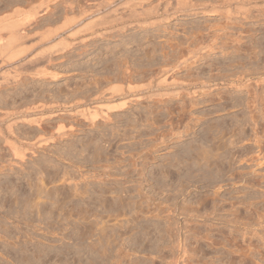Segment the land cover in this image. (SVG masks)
<instances>
[{
	"label": "rangeland",
	"instance_id": "obj_1",
	"mask_svg": "<svg viewBox=\"0 0 264 264\" xmlns=\"http://www.w3.org/2000/svg\"><path fill=\"white\" fill-rule=\"evenodd\" d=\"M10 1L13 0H0V10L4 9L5 4ZM14 1L18 5L15 6L14 4V7L12 5V8L8 10L0 11V19L13 13L14 8H18L21 9L22 13L20 12L21 14L13 19L16 21L26 17L29 19V23H25L26 25L22 27L26 36H28L16 43L17 47L14 45L15 48L21 47L25 52L11 61H8V52L0 53L2 54L0 55V264H181L185 256L186 259H189L188 262H191L190 264H243L241 256L250 255L252 258L251 264H264V157H260L258 160L256 158L257 148L253 146V141L257 139L260 142L262 139L264 141V132L255 122L253 125L249 119L251 116L250 110L253 107L248 109L245 106H238L231 109L232 106L228 100L229 95L233 94V97L238 95L237 97L240 96L239 99L244 100V102L246 99V103H249L252 100V96L249 97V93H251L248 92L249 88L238 91V89L223 82L226 79L231 80L233 75L236 74L238 68L228 67L231 62L241 60L246 67L248 66L247 51L250 52L252 48L259 64L256 62V67L252 66L251 69L262 70L261 66L264 65V57L262 56L264 53L261 54L264 51V0H257L259 3L256 5L245 6L244 9H250V14L244 20L239 16L227 20L223 16L224 11L222 8H219V13L222 12L219 16H207L197 12L200 10L178 14L168 24L155 22L157 24L154 27L147 29L148 37L146 38L143 37L142 31L136 27L127 29L124 31V36H122L116 32L121 28L120 24L101 28L94 26L95 28L91 27V29L94 28L92 31H87L73 38L63 35L67 44L70 45L66 49L58 46L60 39L58 35L43 40L46 38L45 31L47 30L46 33H48L61 27V25L63 26V22H66L65 19H73V16L79 18L82 11H95L101 2L104 4L105 0ZM123 1L111 0L110 5H106L104 9L100 6V9L98 8L95 11L96 13L90 15V18L82 19V22L88 23L90 19L93 21L97 17L108 19L112 17L113 14L111 15L110 12L114 9H120L119 13L121 14ZM150 1L155 2V0ZM173 1L175 0H168L170 3ZM190 1L194 4L213 2V0ZM37 11L38 14H36ZM32 12L36 16L31 15ZM93 17L94 19H92ZM48 20H53V23ZM224 24L227 26V30L222 28V26H225ZM79 26L73 25L67 31L74 32L73 30H77ZM210 26L213 27L209 28ZM249 27L255 29L254 33L252 32L255 34L253 40L249 37L252 33H246L250 29ZM199 28H203V38L202 35H199L200 32L198 33ZM42 33L44 37H42ZM211 34L219 36L216 41L217 46L213 52L208 53L196 64L191 65L188 73L181 71L174 76L178 80L186 81L183 80V77L187 75L186 79L191 78L194 80L197 78L198 83L205 82L208 79L206 81L208 82L207 88H203L210 96L202 97L199 94L191 99L183 95V99L160 104L158 110L152 102L143 103L142 105L136 104L130 107L128 112L117 114L120 116L125 115V119L119 120V122H123L117 123V125H109L108 130L105 128L102 133L96 131V129L87 128L84 131H76L72 137H57L54 143L48 142V146L35 147L39 143L38 141L41 139L47 140L52 133L51 136L56 137L55 130L60 125L64 126V133L69 134L66 130L69 127L67 124L73 118L75 119V111L94 106L92 103H88L86 106L85 104L82 105L79 94L87 92L86 89L90 87L94 89V78L95 80L100 78L108 64L111 66V63L115 64L116 61H121L126 56V51L127 55L130 52L132 53L131 56L137 54L134 52L136 50V42L134 41L140 40L141 44L143 43L142 48L147 56L148 54L153 56L152 46H157L158 51L154 56L159 59L161 55L159 50L167 48L163 50L166 52L170 44H179V42L181 44L187 41H189L187 43H190L191 40V42H200L202 39L204 41L205 37L206 40L207 38L209 40V36H213ZM150 35L151 37H149ZM155 35H158V37H155ZM192 36L195 38L193 39ZM7 37L8 33L0 30V45L7 42ZM167 41L168 43H166ZM34 43L35 45H33ZM236 45L240 51L234 54L232 52H234L233 49L236 48ZM218 46H220V50H218ZM166 53H170V51L168 50ZM5 57L7 60H4ZM151 57L149 59L153 60ZM157 58L156 60H158ZM28 59L36 60L37 63L31 64ZM161 59L160 61H165L166 58L161 56ZM128 66L131 67L132 72L139 67L135 66L134 69L131 62L126 65V68L129 69ZM41 67L46 69L47 73H39ZM241 70L242 68H239L237 72ZM35 73L38 75L36 76ZM231 74L232 76H230ZM51 75H55V79L51 78ZM210 79L212 80L209 82ZM256 80L258 79L254 77L251 82ZM91 82L93 83L92 86ZM252 89L253 92L255 91V93L252 92V95L263 96L261 87L256 89L253 87ZM219 97L222 100H219ZM202 98H210L212 101L201 104L199 101L201 102ZM223 99H227V101ZM185 100L199 103L193 108H187L188 111H191L190 115L192 114L193 121L197 117L199 118V120L193 122L194 126L189 125L195 133L201 134V129L205 126L217 125L221 121L229 124L233 118L239 120L238 124H245V126L242 125L245 127H243L244 134L241 135L242 137L240 136L242 139L239 137L241 142H239L238 136L231 139L235 140L237 138L236 142L240 143L235 145L237 147L233 146V150L231 149V152H235L232 158L234 162L236 161L235 165L241 164L244 166L243 169L246 168L244 174L238 177L239 179L234 174L233 177L230 172L225 174L226 181L222 182H216L213 179H202L201 181L200 177L197 176L191 179L192 184L186 186L188 183L185 181L187 180L185 177L186 171L178 161L179 156L184 153L182 149L194 147L199 138L196 140L194 135L184 137L183 127L189 123V119L185 118L181 124L178 120V114ZM259 102V100H256L254 106H258ZM220 103H224L226 109L230 110L228 112L225 110L216 112L221 105ZM35 105L36 108L44 105H47V107L44 106L46 108L42 112H33L31 109ZM27 108H31L30 111ZM154 110L157 121L150 120V116L151 118L154 117L151 114ZM147 112L151 115H148ZM205 113L209 115L204 116ZM49 115H54V117L43 119L39 126L41 128L26 125L22 121V119H37ZM129 116L130 118L135 116L139 118L140 116L139 120L137 119L139 122L136 121V124L129 123ZM150 121L154 122L153 124L157 128ZM157 124L160 125L159 128ZM8 126L10 127L9 130ZM134 126L141 133L135 134L131 129ZM113 129L116 131L112 132ZM157 133L160 134L157 135ZM111 134H115L116 139H113ZM102 135L103 138H101ZM126 135L128 139H125ZM153 135H155L154 139L151 138ZM179 137L180 139H177ZM95 138L98 139L96 145H99L101 149H99L100 152L98 151V156L94 157L92 155L93 148L90 149L92 154L90 152L83 154L80 146L89 143L91 145L95 144L97 142ZM7 142L14 143L22 151L25 150L23 152L26 155L24 161L20 162L13 156ZM156 143H160V145L158 146ZM153 145L158 148L156 147L155 150ZM240 145L243 149L244 147H250L254 153L251 152L248 157L255 156L256 159L247 163L241 162L240 160H244L242 159L244 155H240L242 154ZM78 152L81 153L80 156ZM87 156H90L89 159H91L89 160ZM147 156L150 159H144ZM82 159L84 160L82 161ZM127 169L128 171H126ZM183 174L184 176H182ZM230 176L232 177L229 178ZM242 177L247 180H242ZM181 182L185 184L183 185ZM41 188L49 194L50 198L47 197L49 202H45L44 197L34 199L35 191ZM83 190L87 191L88 194L86 195L87 192H85V195L80 196ZM31 194L34 196L31 197ZM31 198L36 203L39 201L42 206H38L42 209H28L30 208V202L27 203ZM145 201H147V204L149 203V211L146 209ZM35 202L31 201V204L35 205ZM132 204L135 205L132 206ZM157 204L161 207L158 206V208ZM125 205H129V209ZM122 206L125 207L124 210ZM139 208L142 209L143 213ZM156 208L159 210L162 208L163 210L158 212ZM120 209L122 210L120 211ZM33 210H37V213ZM100 215L103 217L101 218ZM126 219L128 224H125ZM101 223H103V227L107 225V227H104L106 233L101 232L102 234H100V231H97L100 230ZM124 224L127 225V229H124L125 226L122 227ZM96 225L100 226L97 227ZM112 226L115 229V234L114 231L110 233L111 229L113 230ZM99 234L103 236L97 239ZM110 234H112L111 237ZM162 237L163 239H161ZM99 239H101L102 244L99 243ZM97 240L98 246L95 244ZM173 244L178 249L169 247L174 246ZM178 250H180V253L177 252ZM231 251L235 254L240 251L242 255L236 254L235 256L234 254L236 257L234 259L235 257L230 254ZM182 255L184 257L181 260Z\"/></svg>",
	"mask_w": 264,
	"mask_h": 264
},
{
	"label": "bare ground",
	"instance_id": "obj_2",
	"mask_svg": "<svg viewBox=\"0 0 264 264\" xmlns=\"http://www.w3.org/2000/svg\"><path fill=\"white\" fill-rule=\"evenodd\" d=\"M14 1V0H13ZM10 1L8 3L5 4L4 6V9L0 10L1 12L3 10H8L9 8H12V5L14 7V4L15 6L16 3L15 1ZM18 1V0H16ZM95 1V0H93ZM123 1V0H122ZM202 1V0H201ZM199 1V2H201ZM205 1V0H204ZM19 2V1H18ZM79 2V1H78ZM154 2V1H153ZM152 1L150 0H126V1H123V3L120 5L121 7H123L121 9V14L119 13V10L118 9H114V10H111L110 14L112 15V17H109L108 19L107 18H99L97 17V19H94V17L92 19H94L93 21L90 19L88 23H83L82 22V19L86 18V17H89L90 15H93V13L95 11H97V9L101 6L103 9L105 8L106 5H110L112 2L111 0H105V2H103L104 4H102V2L100 3V6L97 7V9L93 12H89L87 10L85 11H80V16L79 18H75L73 16V19H65L66 22H63V26L61 25V27H58V28H55L56 30H53V31H50L48 33L47 30L45 31V37L43 40H48L50 37H52L53 35H58V37L60 38L59 39V44L58 46L66 49L67 47H69L70 45L67 44L66 42V39L63 37V35H66L68 38H73L75 36H78V35H81L87 31H92L96 26L97 27H103V26H110V25H121V28L116 31L119 33V35H122L124 36V31H126L127 29H133L134 27L138 28L139 30L142 31L143 33V37L146 38L148 37L147 35V29L150 28V27H154L158 22H163V24H168L170 23V21H172L174 18H176V16L178 14H184V13H192V12H196L197 10H200V11H197V12H201L202 14H205L207 16H219V14H222L219 13V8H222L224 13H223V16L224 18H226L227 20L232 17H236V16H239V18H242V20H244V18H248L247 16L250 14V9L246 10L244 9L245 6H252L253 4L256 5L257 3H259L257 0H213V2H202L200 4H194L193 2H191L190 0H175L173 1L172 3L168 2V0H155V2L153 3ZM80 3V2H79ZM98 3V2H96ZM120 3V2H119ZM66 4V3H65ZM78 4V3H77ZM90 4V3H89ZM95 4V3H94ZM80 5V4H79ZM85 5V4H84ZM96 5V4H95ZM81 6V5H80ZM259 6V5H258ZM45 7V6H44ZM68 7H70L68 5ZM96 7V6H95ZM46 8V7H45ZM71 8V7H70ZM73 8V7H72ZM94 8V7H93ZM108 8V7H107ZM120 8V7H119ZM257 8V7H256ZM15 10H13V13L11 14H7L5 15L3 18L0 19V30L3 32V31H6V33H8V39H7V42L3 43L4 45H0V53L1 52H8L9 55L8 56V61H11L12 59L15 60V58L17 59L18 56L20 57L24 52L25 50H23L21 47L20 48H15L17 47L15 44L16 43H19L20 40H23L25 39L27 36H26V33L22 30V27H24L26 24L25 23H29V19L24 17L22 18L21 20H14L13 18L15 16H18L19 14H21V9H18V8H14ZM48 9V8H47ZM45 9V10H47ZM66 9V8H65ZM68 9V8H67ZM80 9V8H78ZM83 9V8H82ZM90 9V8H89ZM88 9V10H89ZM100 9V8H99ZM109 9V8H108ZM73 10V9H72ZM48 11V10H47ZM46 11V12H47ZM79 11V10H78ZM259 11V10H258ZM6 12V11H5ZM12 12V11H11ZM21 12V13H20ZM35 12V11H34ZM34 12H32L33 14L31 15H35ZM49 13V12H48ZM96 13V12H95ZM100 13V12H99ZM38 14V11L37 13ZM55 14V13H54ZM108 14V13H106ZM30 15V13H29ZM30 15V16H31ZM98 15V14H97ZM32 16V17H33ZM36 16V15H35ZM49 16H50V13H49ZM53 16V14H52ZM62 16V14H61ZM103 16V15H102ZM109 16V15H108ZM252 16V15H250ZM51 17V16H50ZM59 17V16H58ZM57 17V18H58ZM67 17V16H66ZM78 17V16H76ZM106 17V16H105ZM31 18V17H30ZM56 18V17H55ZM60 18V17H59ZM90 18V17H89ZM99 18V19H98ZM238 18V17H237ZM49 19V18H48ZM52 19V17H51ZM235 19V18H234ZM86 20V19H85ZM24 21H27V22H24ZM49 21V20H48ZM56 20L54 19V22ZM41 22V21H40ZM46 22V21H45ZM51 23H53V20L49 21ZM157 22V23H155ZM232 22V21H231ZM82 23V24H81ZM228 24V23H227ZM49 25V24H48ZM73 25H80L79 27H77V30H73L74 32H69L67 31L71 26ZM225 25V24H224ZM208 26V24H207ZM229 26V24H228ZM91 27H94L91 29ZM204 27V26H203ZM213 27V26H212ZM211 26L209 28H212ZM221 27V26H220ZM209 28L206 27V29L208 30ZM222 28L226 29L227 26H222ZM250 28V27H249ZM73 29V28H72ZM116 29V27H115ZM200 29V28H199ZM222 29V30H224ZM114 30V29H113ZM198 30V29H197ZM227 30V29H226ZM203 31V28L200 29L198 31L199 35L201 36L202 35V38L204 37V34L202 33ZM205 31V30H204ZM210 31V30H208ZM241 31V30H240ZM255 29L254 28H250L249 30L246 31V33H254ZM263 31V30H262ZM104 32V31H103ZM108 32V31H107ZM193 32V31H192ZM195 32V31H194ZM227 32V31H226ZM235 32V31H234ZM243 32V31H242ZM212 33V32H211ZM247 33V34H248ZM251 34L249 35V37L251 38V40L254 39V36L255 34ZM256 33V32H255ZM29 34V33H28ZM97 34V33H96ZM103 34V33H102ZM239 34V33H238ZM117 35V34H115ZM140 35V33H139ZM142 35V34H141ZM198 35V36H199ZM206 35V34H205ZM213 35V34H211ZM228 35V34H227ZM237 35V33H236ZM118 36V35H117ZM158 37V35H155V37ZM188 36V35H187ZM207 36V35H206ZM226 36V35H225ZM232 36V35H231ZM248 36V35H247ZM42 37L43 36V33H42ZM141 37V38H143ZM151 37V35L149 36ZM209 40L207 38L206 40V37L203 41L200 40V42H196V41H193L190 43H187V42H182L180 44L178 43H175V44H168L169 47H168V50L170 51V53H166L164 52L163 50L164 49H167V48H162L163 50H159L161 55H160V58L156 60L155 58V54L156 52L158 51L157 49V46L153 45L152 46V53L154 54L153 56L148 54V56L146 55V53L144 52V49L142 48V44L140 42V40L138 41H134L136 42V50L134 52H136L137 54H133L131 56V52L128 53L127 55V51H126V56L123 57V59L120 61H116L115 64L111 63L112 65L109 66L110 64H108V67H106L104 70L105 72L103 73V75L98 78V76H96L98 79L95 80L94 78V85H93V80L92 82L90 83L91 86L93 85L94 86V89H92L91 87L86 89L87 92L85 93H82L81 96L79 94V97H81V104H88V103H92V105L94 104V106L92 108H84V109H81V110H76L75 113H74V116H75V119L73 118L72 121L69 122V124H67L69 127L68 129V132L69 134H66V132L64 133V126L60 125L56 128L55 130V134L57 135L56 137H53L51 136L52 134H50V137L46 140V139H41L40 141H38L39 143H37L35 145V147L37 148H40L41 146L43 145H47L48 142L49 143H54L55 142V138L59 137V138H64L65 136H71L74 135V133L76 131H84L85 129L87 128H90L92 130H95L98 131V132H101L105 130H108L107 127L109 125H117V123H120V122H123V121H120L121 119H125V115L123 114V116H120V115H117L118 113H124V112H128V110L130 109V107H132L133 105H142L143 103H147V102H152L154 107L157 109L160 104H165V103H168V102H173L174 100H179L181 99L182 97L184 98V96L186 97H189V98H194L196 96H198L199 94H201V96L203 97H208V92L206 91V89H204L203 87L207 88V85H208V79L205 81V82H200L198 83V80L196 79H191L189 76V80L188 78L186 79L185 77H187V75H185L183 78V80H186V81H182L180 78V80L176 79L174 76L175 74L181 72V71H186L187 73L190 71V68H191V65H194L197 63V61H199L201 58H203L205 55H207L208 53L210 52H213V50L216 48L217 46V39H219V36L218 35H213V36H209ZM30 38V36H29ZM48 38V39H47ZM153 38V37H152ZM190 38V37H189ZM193 38V36H192ZM195 38V37H194ZM193 38V39H194ZM198 38V37H197ZM196 38V39H197ZM188 39V38H187ZM200 39V38H198ZM197 39V40H198ZM229 39H230V36H229ZM171 40V39H170ZM206 40V41H205ZM236 40V39H235ZM249 40V39H248ZM257 40V39H256ZM83 41V40H82ZM227 41V40H226ZM225 41V42H226ZM41 42V41H40ZM168 43V41L166 42ZM222 44V43H221ZM228 44V43H227ZM15 45V47H14ZM32 45V44H31ZM35 45V43L33 44ZM184 45V47H182ZM224 45V44H223ZM13 46V47H12ZM30 46V45H28ZM128 46V45H127ZM130 46V45H129ZM228 46V45H227ZM235 46V45H234ZM19 47V46H18ZM35 47V46H34ZM219 47V48H218ZM218 50H220V46H218ZM222 47V46H221ZM229 47V46H228ZM232 47V46H231ZM230 47V48H231ZM33 48V47H32ZM252 48V47H251ZM264 48V47H263ZM229 49V48H228ZM49 50V49H48ZM132 50V49H131ZM234 52L232 53H236L238 51H240L239 47H237L236 45V48L233 49ZM256 50V49H255ZM245 51V50H244ZM252 51V52H251ZM224 52V51H223ZM240 53V52H239ZM263 52H261V54H263ZM124 54H125V50H124ZM130 54V56H129ZM151 54V53H150ZM158 54V53H157ZM238 54V53H237ZM246 54V53H245ZM244 54V55H245ZM2 55V54H0ZM239 55V54H238ZM242 55V54H241ZM260 55V54H259ZM10 56V57H9ZM153 58H152V57ZM159 56V55H158ZM161 56L162 58H166L165 61H160L162 60L161 59ZM229 56V55H228ZM247 56H248V59L249 61L248 62V66L246 67V65L243 64V62H241V60H239V62L237 61H234L230 63V65H228V67H233V68H242V70L240 72H237L236 71V74L233 75V78H231V80H227L226 81H223V82H226L227 85L229 84V86H233L234 88L238 89V91H241L242 89H248L249 88V91L248 92H251L249 93L250 94V98L252 96V100L249 102V103H246V99H245V102L244 100L242 101V99H239V97H233L231 94L229 95V98L228 100L230 101L231 103V109L232 108H235V107H238V106H245L247 107L248 109H253L250 110V113H251V116H250V121L253 123V125L256 123V125H258V127H261V129L263 130L264 132V68L262 65V70L259 69V70H252V66L256 67V62H258L259 64V61L258 58L255 56V53L253 51V48L252 50H250V52L247 51ZM258 56V55H257ZM264 57V55H262ZM23 57V56H22ZM122 57V56H121ZM120 57V58H121ZM149 57H151V59L153 60H150ZM27 58V57H26ZM155 59V60H154ZM4 60H7V58L5 57ZM26 60V59H25ZM24 60V61H25ZM30 60L29 63H33L36 62V60L33 61V59H28V61ZM43 60V59H42ZM108 60V59H107ZM255 60V61H254ZM27 61V63H28ZM14 62V61H13ZM16 62V61H15ZM39 62V61H38ZM48 62V61H47ZM112 62V61H111ZM128 62H131V64L133 65V68L135 66H139L138 68H134L135 71L132 72L131 71V67L126 68V65ZM146 62V63H144ZM261 62V61H260ZM6 63V62H5ZM10 63V62H9ZM23 63V62H22ZM28 63V64H29ZM37 63V62H36ZM41 63V62H40ZM109 63V62H108ZM144 63V65H142ZM8 64V63H7ZM21 64V63H20ZM46 64V63H45ZM256 64V65H255ZM30 66V64H29ZM211 66V65H210ZM213 66V65H212ZM34 67V66H33ZM45 67V66H44ZM113 67V68H112ZM260 67V68H261ZM21 68V67H20ZM230 68V69H231ZM22 69V68H21ZM39 69V68H38ZM43 69V70H42ZM215 69V68H214ZM217 69V67H216ZM138 70V71H137ZM37 71V70H35ZM41 71V72H40ZM39 71V73L41 74H44L46 72V69L42 68L41 67V70ZM157 71V72H155ZM235 72V70H233ZM232 71V72H233ZM229 72V71H228ZM231 72V73H232ZM47 73V72H46ZM186 73V74H187ZM40 74V75H41ZM233 74V73H232ZM232 74L230 76H232ZM36 75V73H35ZM38 75V74H37ZM36 75V76H37ZM44 76V75H43ZM195 76V75H194ZM224 76V75H223ZM227 76V75H226ZM55 75H51V78H54L55 79ZM178 77V76H177ZM256 77L258 80L254 81V82H251V80ZM195 78V77H194ZM207 78V77H206ZM225 78V77H224ZM227 78V77H226ZM220 79V78H219ZM212 79L209 80V82L211 81ZM221 80V79H220ZM224 80V79H223ZM213 82V81H212ZM89 84V85H90ZM86 85V84H85ZM88 85V86H89ZM87 86V87H88ZM202 87V89H201ZM253 87L258 88V87H261L262 88V93H263V96L262 95H259L257 96L256 94L252 95V92H253ZM252 89V90H251ZM208 90V89H207ZM237 91V90H235ZM243 91V90H242ZM184 92V93H183ZM255 93V91L253 92ZM184 95V96H183ZM210 96V95H209ZM247 96V97H248ZM262 96V97H261ZM261 97V98H259ZM76 98H78V96H76ZM75 98V99H76ZM182 98V99H183ZM259 98V99H258ZM186 99V98H185ZM190 99V100H191ZM203 99V98H202ZM189 100V101H190ZM219 100H222L221 97H219ZM224 100V99H223ZM256 100H259V105L258 106H254ZM76 101V100H74ZM78 101V100H77ZM189 101H184L183 103V106L179 109V118L178 120L181 122L184 121L185 118H188L189 119V123H187L186 125H184V129H183V133H184V137H188L190 135H194V137L196 138V145L194 147H188L186 149H182L184 150V153L179 156V163L180 165L182 166V168L184 167V170L186 171V173L183 171V173H185V177L187 178L186 181V186L187 185H190L192 184L191 182V179L194 178V177H200L201 181L202 179H206V180H209V179H213L215 180L216 182H222V181H226V179L224 178L225 174L226 173H229L234 177V175L238 177H241L243 174H244V171L245 169L243 165L239 164L238 166L235 165V162L233 161V157L235 155V152H231V149L234 148V147H237L235 145H237V143L241 142L239 137L244 134L245 130H244V126L245 124H238L239 120H236L233 118L232 122H230L229 124L221 121V123L219 122V124L217 125H211V126H205L203 129H201V134H198V133H195L193 131V129L189 126V125H192L194 126V121H196L197 119L199 120V118L197 117V119L194 121L192 120L193 116L190 115V112L191 111H188L187 108L190 107V108H193L195 105H198L199 103L203 104V103H206V102H210L212 101L210 98L209 99H203L201 102L199 101V103L196 101L194 102H189ZM224 101H227V99H225ZM68 102V101H67ZM77 103V102H76ZM79 103V101H78ZM71 104V103H70ZM221 104V103H220ZM24 105V104H23ZM40 105V104H39ZM72 105V104H71ZM77 105V104H76ZM38 106V105H37ZM47 107V105H44ZM39 107V108H36V105L31 109L33 112L34 111H38V112H42L45 110L46 107ZM84 106V107H85ZM154 108V109H155ZM226 105L223 103L221 104L218 109L216 110V112H219V111H229L230 109H226ZM29 109V108H27ZM29 109V111H30ZM50 109V108H48ZM246 109V108H245ZM47 110V109H46ZM158 110V109H157ZM156 110V111H157ZM24 111V110H23ZM31 111V112H32ZM48 111V110H47ZM51 112V111H50ZM209 112V111H208ZM211 112V111H210ZM249 112V111H247ZM7 113V112H6ZM155 113V110L154 112H151L152 116H154L153 118H151L150 116V120H153V121H157V115H154ZM9 114V113H7ZM6 114V115H7ZM55 114V113H54ZM132 114V113H131ZM130 114V115H131ZM139 114V113H138ZM148 114V112H147ZM150 114V113H149ZM148 114V115H149ZM150 114V115H151ZM11 115V114H9ZM8 115V116H9ZM13 115V114H12ZM129 115V114H127ZM141 115V114H140ZM161 115V114H160ZM209 115L208 113H205L204 116H207ZM45 116V115H44ZM54 115H49L48 117H40V118H35V119H32L30 118V120L27 118V119H22V121L24 123H26V125H34L35 127H39L42 120L43 119H46V118H53ZM127 117V116H126ZM136 117V116H135ZM135 117H132L130 118V121H128L129 123H133V124H136V121L139 122V118L136 117V119H134ZM236 118V117H235ZM138 119V120H137ZM19 120V119H18ZM67 120V119H66ZM69 120V119H68ZM71 120V119H70ZM21 121V120H20ZM19 121V122H20ZM159 121V120H158ZM247 121V120H246ZM261 121H263V123H261ZM125 122V120H124ZM146 122H148V120H146ZM151 122V121H150ZM238 122V123H237ZM245 122V121H244ZM255 122V123H254ZM14 123V122H13ZM68 123V122H67ZM152 123V122H151ZM151 123H148L150 125H152ZM158 123V122H157ZM179 123V122H178ZM179 123V124H180ZM182 124V123H181ZM148 126V125H147ZM153 126H155L153 124ZM158 128L160 125H158ZM190 128H189V127ZM50 127V126H49ZM129 127V126H128ZM140 127V126H139ZM156 127V126H155ZM244 127V128H243ZM252 127V125H251ZM41 128V127H39ZM130 128V127H129ZM157 128V127H156ZM10 129V127L8 126V130ZM132 131L136 133H141L139 132V129H137L136 126H134ZM161 131H162V127L160 128ZM260 129V128H259ZM45 130V129H44ZM49 130V129H48ZM253 130V129H252ZM13 131V130H12ZM113 131H116V130H112ZM119 131V130H118ZM131 131V130H130ZM129 131V132H130ZM237 131V132H236ZM44 132V131H43ZM54 132V131H53ZM111 132V131H110ZM151 132V131H150ZM156 132H157V129H156ZM236 132V133H235ZM115 133V132H114ZM152 133V132H151ZM36 134V133H35ZM54 134V135H55ZM77 134V133H76ZM99 134V133H98ZM127 134V133H126ZM131 134V132H130ZM160 133H157V135H159ZM162 134V133H161ZM263 134V133H262ZM101 135V134H100ZM108 135V134H107ZM115 135V134H114ZM113 134H111L112 138L113 139H116ZM133 135V134H132ZM139 135V134H137ZM141 135V134H140ZM163 135V134H162ZM256 135V134H254ZM44 136V135H43ZM47 136V135H46ZM94 136V135H93ZM99 136V135H98ZM123 136V135H122ZM154 136L151 137L154 139ZM235 136H238L237 138L239 139V142H236L238 139L236 138L235 140H231L233 137ZM36 137V136H35ZM40 137V136H39ZM38 137V138H39ZM96 137V135H95ZM120 137V136H118ZM129 137V135H128ZM137 137V136H136ZM242 137V136H241ZM240 137V138H241ZM256 137V136H255ZM254 137V138H255ZM44 138V137H42ZM90 138V137H89ZM103 138V135L102 137ZM111 138V137H110ZM109 138V139H110ZM125 138V137H124ZM123 138V139H124ZM257 138V137H256ZM106 139V138H105ZM104 139V140H105ZM112 139V140H113ZM119 139V138H118ZM125 139H128L127 138V135H126V138ZM131 139V138H130ZM156 139V138H155ZM177 139H180L177 138ZM230 139V140H229ZM242 139V138H241ZM244 139V138H243ZM32 140V139H31ZM36 140V139H35ZM95 141L96 143L91 145L90 143L89 144H82V147L80 146V148H82V151L83 154H85V152H90V149L93 148V156L95 157L96 155L98 156V151L100 149V146L99 145H96L98 143V139L95 138ZM151 140V139H150ZM108 141V140H106ZM118 141V140H117ZM123 141V140H122ZM154 141V140H153ZM156 141V140H155ZM159 141V140H157ZM164 141V140H163ZM253 141V140H252ZM251 141V142H252ZM263 141V139H262ZM260 142V140H256V141H253L254 142V145L253 146H256L257 148V156L256 158L259 160L260 157H264V141L263 142ZM31 142V141H30ZM143 143V142H142ZM150 143V142H149ZM10 150L12 151L13 153V156L15 158H17L20 162L24 161L25 159V156L24 155V151L25 150H21L19 149L14 143H11V142H7ZM30 144V143H28ZM145 144V143H144ZM193 144V143H192ZM240 144V143H239ZM32 145V144H31ZM34 145V144H33ZM80 145V144H79ZM155 145V144H154ZM153 145V148L156 150V147L157 146H154ZM156 145H160V143H156ZM30 146V145H29ZM48 146V145H47ZM142 146V145H141ZM234 146V147H233ZM46 147V146H45ZM103 147V146H102ZM129 147V146H128ZM152 147V146H151ZM240 148L241 145L239 146ZM74 148V147H73ZM158 148V147H157ZM185 148V147H184ZM238 148V149H240ZM42 149V148H41ZM45 148H43L44 150ZM128 149V148H127ZM152 149V148H151ZM247 149V150H245ZM50 150V149H49ZM101 150V149H100ZM104 150H105V147H104ZM147 150V149H146ZM153 150V149H152ZM233 150V149H232ZM254 150V149H253ZM46 151V150H44ZM240 151V150H239ZM9 152V151H8ZM31 152V151H30ZM100 152V151H99ZM104 152V151H103ZM106 152V151H105ZM241 152L242 154L240 155H244V157L242 159L244 160H240L241 162H248V161H253V159H256L255 156L252 157H248L249 155H251L250 153H254L252 151V149L249 147L245 148L244 149L242 148L241 149ZM27 153V152H26ZM79 153V152H78ZM239 153V152H238ZM11 154V153H10ZM70 154V153H68ZM81 153H79V156H80ZM90 154V155H91ZM103 154V153H101ZM106 154V153H104ZM138 154V153H137ZM140 154V153H139ZM151 154V153H150ZM71 155V154H70ZM141 155V154H140ZM144 155V154H142ZM91 156V157H93ZM136 156V155H135ZM139 156V155H138ZM13 157V158H14ZM82 157V156H81ZM90 156H87V158L89 159ZM75 158V157H74ZM83 158V157H82ZM85 158V157H84ZM86 158V160H87ZM141 158V157H139ZM143 158V157H142ZM150 157H144V159H147ZM16 159V160H17ZM91 159V158H90ZM89 159V160H90ZM98 159V158H97ZM101 159V158H100ZM84 159H82L83 161ZM85 160V161H86ZM96 160V159H94ZM141 160V159H140ZM238 160V161H239ZM15 161V160H14ZM18 161V162H19ZM88 161V160H87ZM86 161V162H87ZM97 161V160H96ZM142 161H144L142 159ZM147 161V160H145ZM237 161V162H238ZM71 162V161H70ZM75 162V161H74ZM100 162V161H99ZM241 162H238V163H241ZM133 163V162H132ZM172 163V162H171ZM134 164V163H133ZM136 164V163H135ZM141 164V163H140ZM139 164V165H140ZM245 164V163H244ZM83 165V164H82ZM80 166V165H79ZM138 166V165H137ZM179 166V165H178ZM136 167V166H135ZM246 167V165H245ZM181 168V169H182ZM9 169V168H8ZM180 169V170H181ZM10 170V169H9ZM128 171V169L126 170ZM251 173V171H249ZM254 173V172H252ZM123 174V173H122ZM234 174V175H233ZM184 176V174L182 175ZM232 176H230L229 178H231ZM184 178V177H183ZM239 179V178H238ZM246 179V178H244ZM243 177H242V180H244ZM183 180V179H182ZM241 180V181H242ZM247 180V179H246ZM249 180V179H248ZM211 181V180H210ZM263 181V180H262ZM184 182V181H183ZM181 182V183H183ZM254 182V180H253ZM180 183V182H179ZM212 183V182H211ZM215 183V182H214ZM230 183V182H229ZM260 183V181H259ZM185 183H183L184 185ZM228 184V183H227ZM182 185V184H181ZM182 185V186H183ZM212 185V184H211ZM261 185V184H260ZM181 186V187H182ZM210 186V184H209ZM207 186V187H209ZM215 186V185H213ZM76 187V186H75ZM86 187V186H85ZM180 187V186H179ZM185 187V186H184ZM39 188V187H37ZM46 189V188H45ZM86 190V189H85ZM217 190V189H216ZM228 191V190H227ZM33 192V190H32ZM35 197H38L41 198V197H44L45 202H47L49 200V194L46 193L44 191L43 188L41 189H38L37 191H35ZM75 192V191H74ZM73 192V193H74ZM76 192H79V191H76ZM85 192L87 191H84L81 192L80 196L82 195H85ZM93 192V191H92ZM100 192V191H99ZM72 193V194H73ZM125 193V192H124ZM51 194V193H50ZM76 194V193H74ZM88 194V192L86 193V195ZM123 194V193H122ZM43 195V196H41ZM92 195V194H91ZM90 195V196H91ZM101 195V194H100ZM34 196L33 194H31V197ZM76 196V195H74ZM73 196V197H74ZM79 196V195H78ZM103 196V195H102ZM101 196V197H102ZM120 196V195H119ZM126 196V195H124ZM47 197H49L47 199ZM99 197V196H98ZM115 197V196H114ZM85 198V197H84ZM119 198V197H117ZM125 198V197H124ZM132 198V197H131ZM81 199V197H80ZM116 199V198H115ZM121 199V198H119ZM119 199H116V200H119ZM130 199V198H129ZM16 200V198H15ZM101 200V199H100ZM124 200V199H123ZM27 201V200H26ZM25 201V202H26ZM31 201L32 202H35V200H33V198H31L30 201H28L27 204H29L30 202V208L28 209H31V208H38V209H42V208H39L40 206L38 205H41V203L38 201L37 203L35 202V205L32 203L31 204ZM130 201V200H129ZM18 202V201H17ZM44 202V201H43ZM42 202V203H43ZM49 202V201H48ZM119 202V201H118ZM124 202V201H123ZM126 202V200H125ZM128 202V201H127ZM138 202V201H137ZM136 202V203H137ZM147 201H145V205L147 206V210L149 211V203L147 204L146 203ZM206 202V201H205ZM19 203V202H18ZM115 203V202H114ZM117 203V202H116ZM122 203V202H121ZM135 203V204H136ZM144 203V202H143ZM21 204V203H20ZM48 204V203H46ZM135 204H132V206H134ZM141 205H144L142 203H140ZM139 204V205H140ZM16 205V204H15ZM14 205V206H15ZM44 205V203H43ZM121 205V204H120ZM138 205V206H139ZM13 206V205H12ZM21 206V205H19ZM42 206V205H41ZM101 206V205H100ZM126 206V205H125ZM137 206V205H136ZM159 205L157 204V207ZM215 206V205H214ZM16 207V206H15ZM18 207V206H17ZM24 207V206H22ZM27 207V206H26ZM44 207V206H43ZM115 207V206H113ZM123 207V206H122ZM128 209H129V205L126 206ZM140 207V206H139ZM144 207V206H143ZM161 207V206H159ZM158 207V208H159ZM20 208V207H19ZM102 208H104V206H102ZM108 208V207H107ZM117 208V207H116ZM136 208V207H135ZM142 208V207H141ZM139 208V210L141 209ZM156 208V210L158 209ZM164 208V207H163ZM168 208V207H167ZM173 208V207H172ZM23 209V208H22ZM113 209V208H112ZM123 210L125 209V207L122 208ZM120 209V211L122 210ZM132 209V208H131ZM143 209V208H142ZM142 209H141V212H142ZM171 209V208H170ZM104 210V209H103ZM108 210V209H107ZM116 210V209H115ZM154 210V208H153ZM161 210H163L161 208ZM158 209V212L161 211ZM16 211V210H15ZM19 211V210H18ZM21 211V210H20ZM34 211V210H33ZM37 211V210H36ZM34 211V212H36ZM165 211V210H164ZM33 212V213H34ZM40 212V211H39ZM112 212V211H111ZM122 212H125V211H122ZM140 212V213H141ZM163 212V211H162ZM168 212V211H167ZM17 213V212H16ZM37 213V212H36ZM102 213V212H101ZM100 213V214H101ZM105 213V212H104ZM143 213V212H142ZM18 214V213H17ZM39 214V213H38ZM111 214V213H110ZM109 214V215H110ZM136 214V213H135ZM155 214V213H154ZM169 214V213H168ZM172 214V213H171ZM41 215V214H40ZM137 216V214H136ZM100 217L102 218L103 216L100 215ZM108 217V215H107ZM143 218V217H142ZM145 218V217H144ZM170 218V217H169ZM135 220V219H134ZM147 220V219H146ZM167 220V219H166ZM97 221V220H96ZM137 221V220H136ZM237 222V221H236ZM104 223V222H103ZM101 223V228L100 230H97L98 232L100 231V234H102L101 232H104V227H107V225L104 227L102 226ZM125 223V222H124ZM95 224H97L95 222ZM99 224V223H98ZM105 224V223H104ZM125 224H128L127 223V219H126V223ZM122 225L123 226H125ZM170 224V222H169ZM89 226L91 224H88ZM98 225V226H100ZM121 225V224H120ZM259 225H261L259 223ZM92 226V225H91ZM97 226V225H96ZM95 226V227H96ZM97 226V227H98ZM127 226V225H126ZM125 226L124 229H127ZM94 227V228H95ZM121 227V226H120ZM121 227V229H123ZM113 228V226H112ZM117 228V227H116ZM166 228V227H165ZM97 229V228H95ZM106 229V228H105ZM120 229V228H119ZM108 230V229H107ZM171 230V229H170ZM114 231V234H115V229L113 228V230L111 229V232ZM166 231V229H165ZM91 232V231H90ZM97 232V233H98ZM170 232V231H169ZM106 233V232H104ZM103 233V234H104ZM147 233V232H146ZM90 234V233H89ZM99 234V237L98 238H101V235L100 236ZM113 234V235H114ZM170 234V233H168ZM108 235V234H107ZM112 234H110V237H111ZM89 236V235H88ZM92 236V235H91ZM168 236V235H167ZM90 238V237H89ZM103 238V237H102ZM170 238V237H169ZM237 238V237H236ZM108 239V238H107ZM111 239V238H109ZM163 239V237L161 238ZM101 239H99V243L101 242L100 241ZM157 240V239H156ZM235 240V239H234ZM249 240H251L249 238ZM105 242V241H104ZM111 242V241H110ZM108 242L109 244H112ZM98 240H97V243H95L96 245L98 244ZM114 243V242H113ZM173 243V242H172ZM102 244V242H101ZM108 244V245H109ZM171 244V243H169ZM97 245V246H98ZM105 245V244H104ZM172 245V244H171ZM174 245V244H173ZM101 246V245H100ZM111 246V245H110ZM93 247V246H92ZM170 248H175V249H178L176 248V246H169ZM105 248V246H104ZM108 248V247H107ZM97 249V248H96ZM111 249V248H109ZM170 250V249H169ZM103 251V250H102ZM180 250H178L177 252H179ZM106 252V251H105ZM104 252V253H105ZM186 252V251H185ZM232 253H230L232 255V257H235L236 254H240V256L242 255V253H240V251L233 253V251H231ZM176 253V252H175ZM180 253V252H179ZM178 253V254H179ZM187 253V252H186ZM177 254V256H178ZM235 254V256H234ZM176 256V257H177ZM239 256V255H238ZM251 256V255H250ZM250 256H241L242 259L241 261L243 262V264H248V263H252V258ZM183 255H182V258L181 260L183 259ZM189 258V257H188ZM239 258V257H238ZM237 258V259H238ZM123 259V258H122ZM125 259V258H124ZM236 259V257L234 258ZM189 259H186V256L185 258L181 261V264H190L191 262H188ZM240 261V262H241ZM241 262V263H242ZM254 263V262H253Z\"/></svg>",
	"mask_w": 264,
	"mask_h": 264
}]
</instances>
